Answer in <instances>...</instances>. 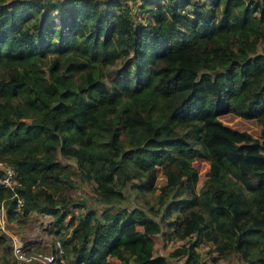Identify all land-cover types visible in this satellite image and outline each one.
<instances>
[{"label": "trees", "instance_id": "16d2710c", "mask_svg": "<svg viewBox=\"0 0 264 264\" xmlns=\"http://www.w3.org/2000/svg\"><path fill=\"white\" fill-rule=\"evenodd\" d=\"M139 8L149 16L127 0H0V161L24 203L16 214L0 185L7 230L51 214L63 250L49 264H170L153 253L158 234L191 239L184 264H209L201 243L264 264V0ZM225 113L255 120L260 137ZM196 158L208 160L198 188ZM74 179L117 208L77 212L68 228ZM127 188L147 208L124 205Z\"/></svg>", "mask_w": 264, "mask_h": 264}, {"label": "rangeland", "instance_id": "374dc122", "mask_svg": "<svg viewBox=\"0 0 264 264\" xmlns=\"http://www.w3.org/2000/svg\"><path fill=\"white\" fill-rule=\"evenodd\" d=\"M131 4V10L134 14V16L137 19H140L141 17L149 16L148 13L142 12V9L139 8L141 5V0H127ZM156 4V1H152L150 4L151 6H154ZM187 9V8H185ZM223 123L226 125L233 127L238 130H247L250 133H252L256 137H260V125L255 122L253 119H244L241 118L233 113H225L220 116ZM63 163H65L68 167H75V163L71 159H61ZM194 165L196 166L198 170V186L202 183L204 179V173L208 167V160L196 158L193 161ZM165 183V177L162 175L158 168V176L156 180V184L154 187V192L156 193L159 191V187L162 186ZM127 198L124 201V205H127L129 207H144L147 208L146 204H144L142 201L139 200L137 196L133 194V191L131 189L127 188L126 190ZM70 195L72 197V204L69 208V215L65 218V224L69 228V223L72 218L76 217L77 212H82L88 210H93L97 213H101L104 210L108 209H115L117 206H113L106 202H103L96 198V195L93 191V183L91 181H81L79 179H74V183L71 185ZM150 198V197H149ZM152 205H154V202L150 201ZM81 203H84V207H78ZM147 212V211H146ZM149 215L156 218V216L152 215L151 213L147 212ZM28 218H31L32 220L29 223V228L27 230V233H30L31 241L25 242L26 248L29 250V253L32 254H38V255H45L48 254L51 250L54 244H56V241H60L62 244V239L60 235H57V233H54V226L52 223L53 217L51 214L45 215L44 213H33L29 215ZM22 227H13V232H16V236L18 237V240L22 242L23 240V224H21ZM24 226H27L25 224ZM28 227V226H27ZM191 239H182L177 240L174 239L173 241H166L165 237L158 234L154 238L153 243V253L154 254H161L166 256L169 259L170 264H184V260L186 258V254L184 253L185 245L189 243ZM11 242V241H10ZM10 242H7L8 247L10 246ZM211 246L207 243H201L197 246V251L199 255L205 259L209 264H245L240 256L231 249H227L224 252H217L213 251L211 253H206V251ZM175 248H177V251H179V255L177 256H170L169 253L173 251ZM9 259L10 261H14V256L11 253V249H8L5 246H0V264H4V260ZM71 257L68 259H65L62 264H71L72 262ZM16 264H26L30 262V264H40L36 260H31L27 262H18L16 261Z\"/></svg>", "mask_w": 264, "mask_h": 264}, {"label": "built area", "instance_id": "2783aa9c", "mask_svg": "<svg viewBox=\"0 0 264 264\" xmlns=\"http://www.w3.org/2000/svg\"><path fill=\"white\" fill-rule=\"evenodd\" d=\"M20 184L17 173L14 168L6 163L0 161V185L12 192V195L16 196L15 210L16 214L23 213V199L19 197L16 193V188ZM7 219L5 215V207L3 202H0V233L5 232L10 236V247L11 253L18 262H27L31 260H36L40 264H49L54 260V254L52 252L45 255H36L34 253L28 254L24 251L21 241L18 240L16 235H11L7 230ZM55 246L57 247L58 253H61L63 248L60 241H56Z\"/></svg>", "mask_w": 264, "mask_h": 264}, {"label": "crops", "instance_id": "0c3cea01", "mask_svg": "<svg viewBox=\"0 0 264 264\" xmlns=\"http://www.w3.org/2000/svg\"><path fill=\"white\" fill-rule=\"evenodd\" d=\"M35 214V213H38V212H36V211H31V212H29V214H28V217H29V215H31V214ZM45 215H47L46 213H44ZM32 219L31 218H27V221L23 224V232H22V235H23V240H22V243H24L25 244V242H29V241H31L32 239H31V237H30V233H27V230H28V228H29V223H30V221H31ZM11 224V223H10ZM25 224H27V226H24ZM9 224H7V226H8ZM6 226V227H7ZM12 229H13V227H22L21 226V224H18V223H13V224H11V226H10ZM8 233L9 234H11V235H16V232L15 233H12V232H9L8 231ZM10 240V239H9ZM10 247V246H9ZM10 249H11V247H10ZM51 252V251H50ZM49 252V253H50Z\"/></svg>", "mask_w": 264, "mask_h": 264}]
</instances>
